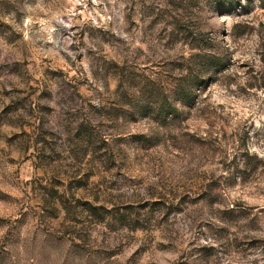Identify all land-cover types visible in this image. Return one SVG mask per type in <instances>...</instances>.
Listing matches in <instances>:
<instances>
[{
	"label": "rangeland",
	"instance_id": "obj_1",
	"mask_svg": "<svg viewBox=\"0 0 264 264\" xmlns=\"http://www.w3.org/2000/svg\"><path fill=\"white\" fill-rule=\"evenodd\" d=\"M0 264H264V0H0Z\"/></svg>",
	"mask_w": 264,
	"mask_h": 264
},
{
	"label": "trees",
	"instance_id": "obj_2",
	"mask_svg": "<svg viewBox=\"0 0 264 264\" xmlns=\"http://www.w3.org/2000/svg\"><path fill=\"white\" fill-rule=\"evenodd\" d=\"M215 62L213 61L212 58L209 59V61L207 62V68L211 69L213 66H215Z\"/></svg>",
	"mask_w": 264,
	"mask_h": 264
}]
</instances>
